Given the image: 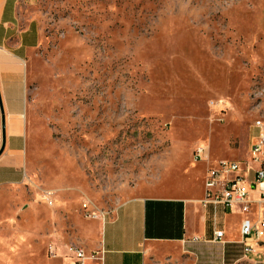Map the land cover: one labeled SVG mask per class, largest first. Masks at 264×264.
Listing matches in <instances>:
<instances>
[{"label":"rangeland","instance_id":"374dc122","mask_svg":"<svg viewBox=\"0 0 264 264\" xmlns=\"http://www.w3.org/2000/svg\"><path fill=\"white\" fill-rule=\"evenodd\" d=\"M19 7L43 37L27 60L28 176L0 189V264H57L51 239L86 245L85 199L114 209L128 189H195L201 142L211 161L246 159L264 115V0Z\"/></svg>","mask_w":264,"mask_h":264},{"label":"crops","instance_id":"0c3cea01","mask_svg":"<svg viewBox=\"0 0 264 264\" xmlns=\"http://www.w3.org/2000/svg\"><path fill=\"white\" fill-rule=\"evenodd\" d=\"M42 37L40 21L23 15L19 0H0V189L23 184L28 176L27 60ZM252 132L250 126L249 136ZM206 168L201 184L193 190L183 185L170 186L171 194H164L168 188L128 189L106 221L84 217L88 223L81 235L86 251H105L102 262L89 260L86 264H264V251L245 257L242 253L240 223L252 218L255 204L250 216L239 206L201 205ZM246 174L252 183L253 173ZM250 197L256 199L257 192L252 190ZM215 230L223 231L221 240L214 238ZM49 242L56 244L58 253L52 260L73 264L65 251L67 241Z\"/></svg>","mask_w":264,"mask_h":264},{"label":"built area","instance_id":"2783aa9c","mask_svg":"<svg viewBox=\"0 0 264 264\" xmlns=\"http://www.w3.org/2000/svg\"><path fill=\"white\" fill-rule=\"evenodd\" d=\"M259 94V96H261ZM253 132L249 136L248 159L219 160L211 165L208 145L199 143L193 152L197 162L207 165L203 179L204 194L200 203L203 207L208 204H222L231 209L239 206L245 214L251 215V205L255 204L252 218L246 217L240 223V237L242 253L247 254L264 251V115L260 114L251 124ZM253 173L250 183L247 172ZM254 190L258 197L252 199L250 192ZM48 205L53 200L50 193L44 195ZM80 211L83 217L106 221L113 213L112 208H98L93 201L85 199L81 203ZM216 240H221L222 230L213 232ZM66 253L73 258V264H86L89 260H104V249L97 248L87 252L84 245L78 241L69 240L64 244ZM46 252L51 258L57 257L56 244H46Z\"/></svg>","mask_w":264,"mask_h":264},{"label":"water","instance_id":"95a60500","mask_svg":"<svg viewBox=\"0 0 264 264\" xmlns=\"http://www.w3.org/2000/svg\"><path fill=\"white\" fill-rule=\"evenodd\" d=\"M2 149V148H1Z\"/></svg>","mask_w":264,"mask_h":264}]
</instances>
